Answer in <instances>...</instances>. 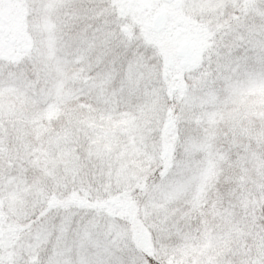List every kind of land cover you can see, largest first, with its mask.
<instances>
[{
  "label": "snow or ice",
  "instance_id": "6c2138e0",
  "mask_svg": "<svg viewBox=\"0 0 264 264\" xmlns=\"http://www.w3.org/2000/svg\"><path fill=\"white\" fill-rule=\"evenodd\" d=\"M0 264H264V0H0Z\"/></svg>",
  "mask_w": 264,
  "mask_h": 264
}]
</instances>
